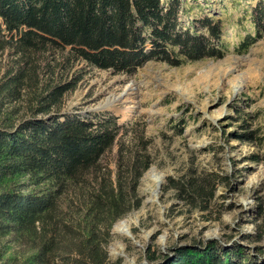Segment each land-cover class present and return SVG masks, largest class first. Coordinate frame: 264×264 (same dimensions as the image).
Masks as SVG:
<instances>
[{
  "label": "rangeland",
  "instance_id": "374dc122",
  "mask_svg": "<svg viewBox=\"0 0 264 264\" xmlns=\"http://www.w3.org/2000/svg\"><path fill=\"white\" fill-rule=\"evenodd\" d=\"M184 1L182 25L207 14L225 20L223 57L179 66L150 60L133 73L114 74L75 60L69 48L23 54L22 61L12 51L0 52V126L13 132L26 120L51 115L62 120L68 115L113 116L120 125L114 148L122 152L121 168L110 159L83 163L80 189L68 194L65 179L60 195L91 202L89 229L96 237L90 245L102 264H149L151 252L165 254L173 247L208 239L236 242L248 252L264 251V36L239 49L248 35L255 36L251 10L259 0ZM33 66L35 76L30 80L26 71ZM18 73L23 78L10 81ZM58 85L67 88L58 93L54 89ZM113 97L130 116L106 107ZM220 109L223 115L214 117ZM46 140L57 145L61 156L72 155L60 141ZM134 154L148 156L151 163L135 188L133 177L129 178ZM152 168L163 174L157 202L153 193L158 185L146 179ZM117 171L121 196L127 200L125 214L96 194L115 193L111 187L117 183ZM192 171L220 177L206 211L191 209L169 188V177L180 179ZM5 173L0 172V194L20 188L49 194L60 183L51 178L34 185L33 177ZM122 221L130 234L115 228ZM80 238L72 233L62 242L79 244ZM29 253L21 232L13 228L0 234V264H22ZM69 255L71 262L81 258L76 252Z\"/></svg>",
  "mask_w": 264,
  "mask_h": 264
},
{
  "label": "trees",
  "instance_id": "16d2710c",
  "mask_svg": "<svg viewBox=\"0 0 264 264\" xmlns=\"http://www.w3.org/2000/svg\"><path fill=\"white\" fill-rule=\"evenodd\" d=\"M185 2L0 0V52L12 51L11 55L22 61L23 54L69 48L75 60L114 74L133 73L150 60L179 66L186 61L223 57L225 20L207 14L182 25ZM251 15L255 36L248 35L241 42L240 50L264 36V0L257 1ZM35 71L34 66L29 68L26 77L31 80ZM16 78L23 77L18 73L10 81ZM66 88L54 87L58 93ZM116 122L113 116L91 119L68 115L62 120L58 115H51L49 119L26 120L13 132L0 126V172L28 175L34 178L31 180L34 185L51 178L60 181L56 191L49 194L45 190L24 192L22 188L0 194V234L13 228L21 232L30 251L22 264H83L85 254L86 264H102L97 261L98 252L90 245L96 237L89 229L93 206L88 199L83 202L82 198H70L68 194L81 187L83 163L110 159L117 160L121 168L122 152L114 148L120 132ZM45 137L60 141L72 150V155L61 156L55 149L57 145ZM131 163L129 178L133 177L135 188L151 163L146 155H135ZM119 175L117 171L112 196L96 194L99 200L110 202L125 214L127 200L120 193ZM65 179L70 190L60 197ZM219 180L215 172L192 171L180 179L169 177V188L175 189L191 209L206 211L216 195ZM70 182L75 186L70 188ZM83 212L84 216L75 218V214ZM72 233L81 236L79 244L63 243ZM246 249L236 242L228 245L208 239L173 247L165 254L151 252L147 260L149 264H264V251L257 249L253 253ZM70 252L78 253L81 258L69 261Z\"/></svg>",
  "mask_w": 264,
  "mask_h": 264
},
{
  "label": "bare ground",
  "instance_id": "6f19581e",
  "mask_svg": "<svg viewBox=\"0 0 264 264\" xmlns=\"http://www.w3.org/2000/svg\"><path fill=\"white\" fill-rule=\"evenodd\" d=\"M128 93V92H127ZM126 93V94H127ZM130 93V92H129ZM125 95V94H124ZM128 95V94H127ZM126 95V96H127ZM124 97V96H123ZM113 100H110L108 103H106V107L109 108V109H114L116 110L118 113H121L122 115L124 116H130L129 114L126 113L125 110L121 109L118 104H117V101L118 99L116 97H113L112 98ZM133 106V105H132ZM129 107V106H128ZM131 107V106H130ZM125 109V108H124ZM129 110V109H128ZM129 112H132V111H129ZM128 112V113H129ZM223 109H220V110H217L215 112V115L214 117H218V116H221L223 115ZM163 174L158 172L156 169L152 168L150 169V171L147 172L146 174V179H150L155 185H159L162 181H163ZM154 195V193H153ZM115 228H118V231L123 233V234H130V230L128 228V224L125 222V221H122L120 222L117 227Z\"/></svg>",
  "mask_w": 264,
  "mask_h": 264
},
{
  "label": "water",
  "instance_id": "95a60500",
  "mask_svg": "<svg viewBox=\"0 0 264 264\" xmlns=\"http://www.w3.org/2000/svg\"><path fill=\"white\" fill-rule=\"evenodd\" d=\"M160 188H161V185H158L157 190L154 192V195H156V202H157V199H158V195L157 194L160 192Z\"/></svg>",
  "mask_w": 264,
  "mask_h": 264
}]
</instances>
